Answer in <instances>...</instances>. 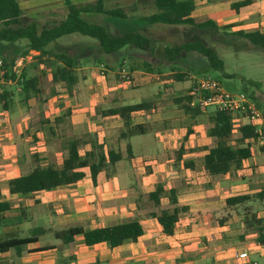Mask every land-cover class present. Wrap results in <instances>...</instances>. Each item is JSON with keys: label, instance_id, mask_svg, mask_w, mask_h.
Instances as JSON below:
<instances>
[{"label": "crops", "instance_id": "crops-1", "mask_svg": "<svg viewBox=\"0 0 264 264\" xmlns=\"http://www.w3.org/2000/svg\"><path fill=\"white\" fill-rule=\"evenodd\" d=\"M67 1L82 5L98 0H19V3L27 18H34L40 25H46L66 17ZM102 1L106 10L122 8L127 11L135 9L137 14L150 13L143 17L155 11L153 6L155 0ZM208 1L199 0L198 5L195 3L196 10L192 18L197 20V16L211 12L214 19L208 20L216 22L219 26H233L234 32L245 31L247 28L251 29L249 31L260 30L264 33V0H254L251 5L241 8L238 12L233 10L232 5L242 0H223L222 8L218 10L217 7L205 8L208 7ZM219 12H227L230 19L219 17ZM95 19L103 21L104 17ZM65 37L58 41L59 45L63 48H73V45L64 43ZM165 49L162 51L157 48L150 51L124 49L115 57L113 67L116 69L111 71L108 69L107 77L102 78L99 76V69L93 68L98 64L85 60L84 53L91 50V47H82L80 52L84 51L82 55L84 59L81 57L84 66L78 69L79 83L71 90L64 84L53 86L51 95L43 107L36 105L37 98L31 99L27 104L22 103L18 96L21 88L16 87V82L7 84V88L12 87L16 91V96L9 110L4 111L0 105V190L4 200L11 204L2 232L5 235L29 232L34 227L32 224L36 222H41L38 226L49 232L41 236L37 243L28 245L21 256L14 250L0 253V264H235L240 262L241 255L245 252L256 251L257 236L245 235L241 217L234 214L223 224L220 220L227 214V199L238 195L255 194L264 188L262 150L264 144L261 142L252 144V157L244 162L242 170L235 174L210 176L204 169V158L208 149L216 145L215 138L209 136L214 126L210 118L211 112L201 114L193 120L177 104L181 98H186L192 78L195 77L189 74L190 77H186L183 82H176L174 78L161 81L159 77H152L151 72L144 68L145 64H150L155 69L159 65L180 63V57L177 61L168 60L169 56ZM37 55L38 53L32 52L29 57L21 59L17 64H21L23 70ZM121 63H124L123 67L128 65L131 71L134 70L130 71L133 84H124L120 81L117 70L120 69ZM165 67L155 69V72L158 71L160 76H163L165 71L175 73L176 69H172L173 67L161 71ZM186 67L184 71L188 73L193 71L192 67ZM40 68L43 70V66ZM47 78L52 82L49 72ZM16 79L19 80L20 77ZM167 84H173L175 88L167 90ZM54 88L55 96L52 95ZM131 91H136L138 96L133 95ZM146 101L152 102V107L132 117L133 125L144 126L146 133L131 139H120L125 131L122 120L117 117H102L99 114L101 110ZM169 110L178 114L177 117L168 113ZM63 116H67L65 123L57 126L56 119ZM247 124V121L241 120L236 127ZM189 130L192 133L185 141ZM71 135L86 140L96 137L106 152L121 151L125 156L126 146L131 143L134 157L130 161L118 163L114 173L107 180L104 178L108 174L101 173L98 185L94 184L87 170L86 177L74 185L50 192L35 193L27 198L11 194L10 182L26 176L36 165L61 166L68 154L64 142ZM136 137H149L139 144L137 151L132 143ZM240 137V133L236 131L232 144ZM247 145L248 142L244 144ZM91 148V145L87 144L82 150V155ZM181 150H184V154L179 161ZM175 154L177 155L175 166L180 167V170L167 168V164L172 162L168 156ZM148 156L155 159V165H152L154 171L150 170L148 176L149 182L144 179L137 187L118 185L121 178V171H118V168L123 165L122 163L134 167ZM165 159V164H158L156 161ZM186 163H191L194 167L187 168ZM139 172L136 178H139L138 180L145 178L140 176ZM152 180L157 182L153 183ZM159 184L164 185L167 191L178 190L179 207L188 209L181 214L173 236H166L153 216L162 209H170L169 200L163 198L160 209L148 200V195L153 193ZM36 202L44 207V214L30 222L29 217L24 216V211L28 213ZM260 209L258 215L264 217V207ZM14 212L16 217L11 216ZM135 219L141 222L145 234L137 243H127L114 249L106 244L88 247L82 234L75 236L71 244H64L57 237L59 233L73 227H79L84 232ZM25 225L31 226L26 230ZM243 235L245 239L241 240L240 237ZM221 239L226 244L222 243L216 249L212 242Z\"/></svg>", "mask_w": 264, "mask_h": 264}, {"label": "trees", "instance_id": "trees-1", "mask_svg": "<svg viewBox=\"0 0 264 264\" xmlns=\"http://www.w3.org/2000/svg\"><path fill=\"white\" fill-rule=\"evenodd\" d=\"M253 2L254 0H242L233 4L232 7L233 10L238 12L241 8L251 5ZM153 6L155 11L144 18V21L149 25L191 26L198 30L210 29L215 32H224L226 35H235L247 40L254 46L264 49V33L260 30L234 32L232 31L233 26H219L212 20L198 22L192 18V14L196 10L194 0H155ZM134 12L135 9L130 11L122 8L106 10L102 0L82 5L67 1V14L63 20L40 25L36 19L27 18L21 9L19 0H0V57L5 63L6 79L16 82V87L21 88L18 96L24 104H27L33 98H39L42 102L48 100L43 98L42 83L43 79L47 77V72L52 76L54 87L64 84L71 90L80 81L78 69L84 66V63L78 58V53L82 48H63L58 41L73 34H79L95 41L99 46L98 53L94 54L92 50H88L90 53L87 56L85 55V60L104 64L108 69L115 66L116 55L124 49L152 50L154 39L149 35L136 31L112 35L104 24V20L95 19L96 17H104V19L108 18L111 21L114 19L126 20L133 17ZM165 51L170 60L174 59V61H177L182 52H196L207 59L210 70L223 72L225 68L219 54L200 40L168 47ZM32 52H36L38 55L33 57L34 61L23 69L20 79L17 80L14 68L18 61L26 59ZM107 60H111V64L108 65ZM123 64L121 63L120 68L123 67ZM41 66L45 67L41 70V75L31 73L32 70L39 69ZM144 68L151 73L155 72L150 64H145ZM172 69L179 71L173 77L176 82H183L186 77H190L189 73L184 70ZM131 72H134V70L132 69ZM193 72L199 74L196 70H193ZM130 75L131 73L128 78L123 79L120 70L118 71V77L124 84H133L132 75ZM55 94L54 88L52 95L55 96ZM15 96L16 91L12 87L7 88L0 85V105L4 111L9 110ZM177 104L193 120L204 114L199 110L192 109L187 97L181 98ZM152 105V102L146 101L140 104L101 110L99 114L102 117H117L122 120L125 131H123L120 139L127 140L146 133L144 126L133 125L132 117L136 113L149 110ZM65 118L67 116L56 119L55 124L57 126L64 124ZM210 118L214 126L211 128L209 136L215 138L216 145L208 149V153L204 158V169L210 176L235 174L242 170L244 162L252 157L251 146L260 142L261 135L256 132L257 128L252 124L236 127L237 123L229 112H211ZM236 131L240 133L241 137L232 144ZM191 133L192 131L189 130L185 141ZM246 142H248V145L244 146ZM64 143L68 154L61 166L55 164L36 165L26 176L10 182L11 194L27 198L35 193L50 192L61 187L74 185L86 177L87 170L90 172L94 184L98 185L101 173L106 172L108 174L104 178V180H107L114 173L118 163L130 161L134 157L131 143L126 146V156L121 151L108 150L106 152L105 147L99 144L96 137L86 140V138H77L71 135L67 137ZM87 144H90L92 148L82 155V150ZM262 150H264V146ZM183 154L184 150H181L178 156L179 161ZM185 166L187 168L194 167L191 163H186ZM178 194V190L171 189L167 191L164 185L159 184L156 190L148 195V200L153 202L159 209L163 198L169 200L170 209H162L153 215L163 228L166 236L175 234L176 225L180 221L181 214L188 211L187 208L179 207ZM256 205L259 208L264 207V188L255 194L238 195L227 199V214L220 220V223H225L235 214L243 219L245 235H256L255 243L264 245V217H259V210ZM43 209L44 207L36 202L28 213L24 211V216L29 217L30 222L35 221L44 214ZM10 210L11 204L4 200L0 190V253L14 250L18 256H21L28 245L37 243L39 238L49 231L42 226H34L29 230L30 235L27 237L19 236L24 232L3 234L2 229L6 223V214ZM80 234L84 236L85 245L88 247L106 244L114 249L127 243H137L145 234V229L141 222L135 219L115 226L84 232L79 227H73L59 233L57 237L64 244H71L74 237ZM245 235L240 237L241 240L245 239Z\"/></svg>", "mask_w": 264, "mask_h": 264}, {"label": "rangeland", "instance_id": "rangeland-1", "mask_svg": "<svg viewBox=\"0 0 264 264\" xmlns=\"http://www.w3.org/2000/svg\"><path fill=\"white\" fill-rule=\"evenodd\" d=\"M196 5H198L199 0H194ZM223 0H215L214 2L212 0L208 1V7L205 8H222V2ZM212 2V3H211ZM208 14L206 15H199L197 16L198 22H203L208 20L209 18H213V13L206 12ZM149 12H145V14L140 13L137 14V12L133 13V17H130L126 20H110L108 18L104 19V24L107 26L108 31L112 35H118L123 34L130 31H136V32H142L154 39L153 48H157V50L160 49L162 51L164 48L168 47H174L177 45L184 44L186 42L194 41V40H200L205 42L209 47L213 48L220 56L222 61L224 62L225 68L223 72L220 71H214L210 70L208 68V61L206 58H204L202 55L196 53V52H182L180 54V63H172L170 65H164L165 68L161 69V71H165L171 67L178 68L181 70H186V66L192 67L193 70H196L197 73L195 74L193 71L189 74L194 77H212L217 80H219L226 88L237 91V92H243L249 95L258 105L259 108L264 112V49L252 45L247 40L237 37L235 35L225 34L224 32H215L213 30H198L191 26H178L172 27L167 25H149L144 21L143 15H148ZM219 17L222 18H229L227 15V12H219ZM230 19V18H229ZM112 23V25H110ZM246 28V27H245ZM251 29H245V31H249ZM72 36H77L80 38H70L71 36L65 37L64 43L66 45H73V47L76 48H89L91 47V50H93L92 53H98V44L92 40V44L90 43V38L84 37L79 34H74ZM64 39V38H63ZM87 39V40H85ZM82 50V49H81ZM87 50V49H86ZM76 51V49H75ZM159 51L158 57H161V53ZM84 51H81L78 53V58L82 59V55ZM88 52V53H87ZM84 53L86 56L90 52L87 51ZM91 53V54H92ZM85 56V57H86ZM82 57V58H81ZM84 59V58H83ZM168 60H170V57H168ZM112 62L111 60H107L106 63ZM95 64H97L95 62ZM104 64H98L94 65L93 68L100 69L101 66ZM29 66V65H28ZM27 66V67H28ZM163 65L156 66L155 69H160L161 67H164ZM23 67V66H22ZM22 67L19 71V77L22 75ZM45 69V67H43ZM108 69V68H107ZM126 70L130 74V68L127 66L120 68V72L122 70ZM208 69V71H206ZM41 68L40 69H34L31 71L35 75V73L41 75ZM109 70H115L114 67H109ZM108 70V71H109ZM117 70V71H119ZM99 71V70H98ZM97 71V72H98ZM179 72L178 70H175V73ZM159 72H153L152 77H159L161 81H169L171 80L176 74H170V71H165L163 73V76H160L158 74ZM162 73V72H161ZM131 76V75H130ZM159 82V81H158ZM43 88H44V94L43 98L47 99L51 95V89L53 87V84L48 78H44L43 81ZM178 87L180 85L177 84ZM165 88V87H163ZM175 88L173 84H167L166 89L172 90ZM183 91V90H182ZM133 95L138 96L136 91H131ZM36 105L45 106L44 104L46 102H42L41 99L37 98L35 99ZM168 113H171L172 116L175 115L177 117L176 113L174 114L173 111L169 110ZM42 118V117H41ZM177 119V118H176ZM179 123H181L179 121ZM163 129V126L161 127ZM149 139V137H136L132 140V143L134 145L135 150L137 151L139 144L143 142L144 140ZM168 158L172 159V162L167 164V168H171L173 170H180V167H176V159L177 155H171L168 156ZM155 159L144 158L143 162L141 161L140 164L134 165V167L130 166L129 164L122 163L123 165H120L118 168V171H121V178L118 180V185L120 184L122 187H130L131 185H134L137 187L140 184V181L146 179V182H149L148 176L150 175L151 171H154L153 164L155 163ZM161 164L166 163V159L164 161H158ZM200 163V162H198ZM147 165V166H146ZM155 165V164H154ZM140 169V170H139ZM151 170V171H150ZM140 171V172H139ZM138 172L140 176L142 175L143 179L138 180L136 177L138 175ZM153 183H156L157 180H152ZM156 186V185H154ZM156 188V187H155ZM259 210V207H256ZM261 212V209L259 210ZM16 213L12 214L11 216L16 217ZM14 220V219H13ZM41 222H36L32 224V226H38ZM43 225V224H41ZM31 225H25L24 229L30 228ZM30 232L26 231L24 233H21L19 236H29ZM217 241V240H216ZM224 241L221 239L217 242H212V245H215L216 249L219 247L220 244H222ZM204 243V242H203ZM210 243V242H209ZM226 244V243H223ZM232 244V243H229ZM238 246V245H235Z\"/></svg>", "mask_w": 264, "mask_h": 264}, {"label": "built area", "instance_id": "built-area-1", "mask_svg": "<svg viewBox=\"0 0 264 264\" xmlns=\"http://www.w3.org/2000/svg\"><path fill=\"white\" fill-rule=\"evenodd\" d=\"M22 65H16L14 72L19 77ZM108 69L102 65L99 69V76L107 77ZM5 63L0 57V85L14 83L5 77ZM122 78H128L129 73L124 69L120 72ZM189 105L192 109L201 113L229 112L233 120L239 123L241 120L254 125L256 132L260 133V142L264 144V113L259 105L246 93L237 92L226 88L219 80L212 77L192 78L191 86L186 94ZM235 264H264V245H257L255 252H245L241 255L240 262Z\"/></svg>", "mask_w": 264, "mask_h": 264}]
</instances>
